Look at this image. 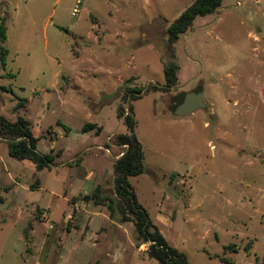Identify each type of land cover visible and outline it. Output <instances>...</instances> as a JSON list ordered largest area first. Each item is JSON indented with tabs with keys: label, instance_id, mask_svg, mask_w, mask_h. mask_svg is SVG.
<instances>
[{
	"label": "rangeland",
	"instance_id": "374dc122",
	"mask_svg": "<svg viewBox=\"0 0 264 264\" xmlns=\"http://www.w3.org/2000/svg\"><path fill=\"white\" fill-rule=\"evenodd\" d=\"M76 1L0 0V19L11 25V54L0 65V116L16 120L14 107L25 99L21 111L39 138L37 150L49 153L54 144L53 154L62 152L51 169L38 170L0 144V197L10 204L0 205V218L16 217L15 226L0 225V248L20 238L41 208L47 214L36 210L35 246L25 257L37 251L42 264H158L147 258L149 244L137 241L134 224L122 221L120 206H128L115 195L114 157L126 149L117 136L130 132L118 112L131 106L145 169L129 181L169 245L191 264H228L208 253L260 264L264 0H223L228 9L196 17L172 46L167 30L194 0H80L73 14ZM168 63L178 66V82L155 90L165 84ZM197 88L205 107L176 115L179 95ZM135 92L140 98L130 99ZM89 122L103 127L100 135L83 132ZM109 197L116 199L113 217ZM13 200L24 203L21 215ZM74 203L93 213L87 237L96 242L76 238L89 219L79 222L83 211ZM70 239L83 248L63 250ZM231 244L237 252L225 250ZM3 254L0 264H14V254Z\"/></svg>",
	"mask_w": 264,
	"mask_h": 264
},
{
	"label": "trees",
	"instance_id": "16d2710c",
	"mask_svg": "<svg viewBox=\"0 0 264 264\" xmlns=\"http://www.w3.org/2000/svg\"><path fill=\"white\" fill-rule=\"evenodd\" d=\"M223 0H194L181 15L169 26L167 30L168 43L173 45L180 35L185 33L192 25L196 17L206 16L215 13L222 5ZM7 25L4 18L0 19V65L6 66L7 58L9 56V49L7 47ZM178 66L174 63H168L164 66L163 72L165 77V84L159 87L154 85L155 90L162 89L169 91L178 82L176 70ZM11 78H15V74H11ZM151 88L148 86L145 91ZM140 93L135 92L130 96V99L140 98ZM26 108V100L19 99V103L15 105L14 112L17 114L14 122L8 120L4 116H0V139L5 140L8 145L9 156L17 160H27L33 163L38 170L51 169L55 158L59 156L60 152L53 154V152L42 153L37 150V141L39 138L35 137L31 123L22 115V109ZM133 107L129 106L125 112H118V117H123L125 124L128 126L130 132L120 134L117 136L119 145L125 146V151L114 162V183L115 195L121 203H125L128 208L120 206V214L122 221L132 222L136 229L137 241L140 244L147 243L149 248L146 251V256L150 260H156L159 264H191L186 254L178 249L172 247L167 242L166 238L160 232L159 228L151 221L146 209L139 203L135 190L133 189L129 178L135 177L143 173L144 155L142 145L135 135V121ZM92 129H97L96 133L101 132V127L96 123H86L83 126V132H89ZM100 187L96 188L99 191ZM102 200V199H100ZM108 209L110 216L113 217L115 213V198L109 197ZM97 204L101 202L96 201ZM33 229L32 222H29L24 229V237L26 242L30 239V231ZM225 250L230 252H237L235 244L225 247ZM211 258H219L223 263L232 264L233 260L225 256H219L208 253ZM259 264V263H258ZM264 264V255L262 262Z\"/></svg>",
	"mask_w": 264,
	"mask_h": 264
},
{
	"label": "crops",
	"instance_id": "0c3cea01",
	"mask_svg": "<svg viewBox=\"0 0 264 264\" xmlns=\"http://www.w3.org/2000/svg\"><path fill=\"white\" fill-rule=\"evenodd\" d=\"M78 1V0H77ZM76 1V2H77ZM223 2V1H222ZM244 2V0H242V1H238L237 2V4H240V3H243ZM255 2L257 3V4H259L260 3V0H255ZM228 7L229 6H222L221 5V7L220 8H225V9H228ZM1 16H3V14L1 15ZM10 24H8V27H7V35H8V38H7V42H6V44L9 46V43H10V40H11V33H10V31H9V29H10ZM8 49H9V47H8ZM11 54V50L9 49V55ZM15 113V112H14ZM16 114V113H15ZM17 115V114H16ZM6 118V117H5ZM9 120V119H8ZM10 121H12V122H14L13 120H10ZM89 123H91V122H89ZM102 130H103V127L101 126V132H102ZM33 132V131H32ZM101 132L100 133H96L95 132V134L96 135H100L101 134ZM85 133H88V132H85ZM7 143L5 140H2V139H0V144H2V143ZM8 146V145H7ZM53 146V148L51 149V151L53 152V149H54V144L52 145ZM123 146V145H122ZM125 147V146H124ZM8 148V147H7ZM106 148V147H105ZM107 149V148H106ZM106 152H109L110 150L109 149H107V150H105ZM125 151V150H124ZM123 151V152H124ZM60 152V154H59V156H57L56 158H55V160L58 158V157H60L61 155H62V152L61 151H59ZM123 152L122 153H120L119 155H116L115 157H114V162H115V160H117L120 156H122V154H123ZM58 153V152H57ZM9 154V153H8ZM11 157V156H10ZM2 159L4 160V163H5V158H2L1 156H0V160L2 161ZM16 159V158H15ZM21 161V160H20ZM114 164V163H113ZM4 166V170L6 171V172H8L9 173V169H8V167H7V165H3ZM53 166V165H52ZM11 176V179H12V181H14L15 183H14V185H17L18 183H19V179H18V177H15V176H13L12 174L10 175ZM91 175H87L86 177H85V180L86 181H91ZM79 184H80V181H77ZM33 187V186H32ZM94 189H96V188H94ZM93 189V190H94ZM92 190V191H93ZM5 192L7 193V194H10L11 192H12V187H9L8 189H5ZM87 193H89V192H87ZM0 205L2 206V207H4L5 208V206H6V204L8 203V198H6V197H0ZM59 199H61V198H59ZM62 200L64 201V202H68L69 203V201H70V198L68 197V198H66V197H63L62 198ZM59 201V200H58ZM12 203L14 204L13 206H14V210L13 211H16V213H18L19 215H21L23 212H24V203H22V202H20V201H17V200H13L12 201ZM59 203V202H58ZM9 204V203H8ZM71 204V203H70ZM10 205V204H9ZM73 205V207L75 206H77L78 208H77V210H79V211H83L82 212V214H79L80 216H79V218L80 219H82L81 221H79V222H82V221H84V217H85V220H87V219H89V222H88V225H86V226H84V227H80V228H76V230H79V237H76V238H78V240H79V242H82V241H84V240H87V242H89V241H91V240H93L94 242H96L97 241V239L94 237L93 239H90V238H88L87 237V234H88V231H90L91 230V228H90V224L92 223V215L91 214H93V213H91V211H89V208H87V206H86V208H84V207H79L80 205L79 204H72ZM27 207V206H26ZM98 207H103V209L105 208L106 210H107V206H103V205H98ZM42 210V212H45V214H47L46 213V211L44 210V209H41V208H37L36 210ZM36 210H35V212H34V215H33V217L31 218V219H29L28 221H27V224L23 227V229H22V235H21V237L20 238H18V239H16V241L14 242H12V240L10 241V246L8 245V247L6 248V247H1L0 248V256L4 253V252H7V253H12V254H14V256H15V261H14V264H42V262L41 261H38V257H39V254H38V252L37 251H34V252H32L31 254L29 253L28 254V256L27 257H25L24 256V254H26L27 252H28V248L30 247V244H32L33 246H35V226H36V223L37 222H35L36 220H33V219H36L38 216L36 215ZM73 210H75V208H73ZM12 212V211H11ZM13 213V212H12ZM51 213V212H50ZM84 213V214H83ZM52 214V213H51ZM74 213H69V214H66V219L67 218H71L72 217V215H73ZM68 215V216H67ZM94 215H97V213H94ZM65 216V215H64ZM111 220V219H110ZM112 221V220H111ZM15 222H16V217H15V219L13 220V221H7L6 219H3V218H0V225H4V226H6V227H10V226H15ZM29 222H32V224H33V229L30 231V233H31V235H30V240L28 241V242H26V240H25V237H24V229L26 228V226L28 225V223ZM64 223H65V220H64ZM112 223V225H115V226H117V227H121V224H119L117 221H112L111 222ZM155 224V223H154ZM156 225V224H155ZM157 226V225H156ZM123 227V226H122ZM158 227V226H157ZM1 228V227H0ZM75 228V227H74ZM159 228V227H158ZM87 230V231H86ZM159 230H160V232L163 234V232L161 231V229L159 228ZM10 231V230H9ZM86 231V234H84V232ZM53 235V234H52ZM163 236H164V234H163ZM165 237V236H164ZM18 241H20V243H22V245L18 242ZM75 242H76V240H73V239H70V244H71V247L69 246L68 247V245L67 244H64V246H62V248H63V250H66V249H68L70 252H72V251H75V250H77L78 249V246H79V248H83L82 247V245H79V244H75ZM168 242V241H167ZM38 244V243H37ZM73 244H75V245H73ZM144 245H146L147 243H143ZM142 246V245H141ZM140 246V247H141ZM140 247L138 248V251H141V249H140ZM34 248V247H33ZM146 251V250H145ZM145 251H143V253H145ZM4 256V254L2 255V257ZM188 258V257H187ZM32 259V260H31ZM153 260V259H152ZM156 261V260H155ZM159 264V263H158Z\"/></svg>",
	"mask_w": 264,
	"mask_h": 264
},
{
	"label": "water",
	"instance_id": "95a60500",
	"mask_svg": "<svg viewBox=\"0 0 264 264\" xmlns=\"http://www.w3.org/2000/svg\"><path fill=\"white\" fill-rule=\"evenodd\" d=\"M204 107L205 103L202 100V89L197 88L195 91L179 95V101L174 112L176 115L184 116Z\"/></svg>",
	"mask_w": 264,
	"mask_h": 264
},
{
	"label": "built area",
	"instance_id": "2783aa9c",
	"mask_svg": "<svg viewBox=\"0 0 264 264\" xmlns=\"http://www.w3.org/2000/svg\"><path fill=\"white\" fill-rule=\"evenodd\" d=\"M80 4V0H78L77 2H76V6L74 7V9H73V14H77V13H79V9H78V5ZM44 217H46V216H44Z\"/></svg>",
	"mask_w": 264,
	"mask_h": 264
},
{
	"label": "flooded vegetation",
	"instance_id": "af4514ba",
	"mask_svg": "<svg viewBox=\"0 0 264 264\" xmlns=\"http://www.w3.org/2000/svg\"><path fill=\"white\" fill-rule=\"evenodd\" d=\"M193 91H195V90H193Z\"/></svg>",
	"mask_w": 264,
	"mask_h": 264
}]
</instances>
